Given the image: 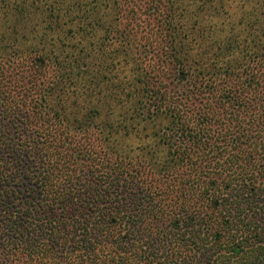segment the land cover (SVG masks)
Returning a JSON list of instances; mask_svg holds the SVG:
<instances>
[{"label":"trees","instance_id":"16d2710c","mask_svg":"<svg viewBox=\"0 0 264 264\" xmlns=\"http://www.w3.org/2000/svg\"><path fill=\"white\" fill-rule=\"evenodd\" d=\"M60 1L156 63L128 48L137 78L111 85L70 55L0 56V264H264V0L217 32L194 18L212 0Z\"/></svg>","mask_w":264,"mask_h":264},{"label":"rangeland","instance_id":"374dc122","mask_svg":"<svg viewBox=\"0 0 264 264\" xmlns=\"http://www.w3.org/2000/svg\"><path fill=\"white\" fill-rule=\"evenodd\" d=\"M217 1L212 0L201 13H197L194 17L200 20L201 26L206 29L210 28L212 32H217L220 28L228 30L235 23L234 12L238 10L240 4L239 0H222L220 4ZM247 1V6H249L251 0ZM189 2L192 1L189 0ZM189 2H187V9L190 11H193L192 8L196 9L195 5ZM212 8L218 9L212 10ZM246 8L249 9L250 7ZM58 12L59 14L64 13V5L60 0H0V56L3 57V61L15 49L22 52L23 58L28 56L31 51L36 50L37 54L49 55L53 62H56L55 57L57 56L61 58L70 55L68 59L64 58L66 64L77 60L91 72L89 79H94V73H98V68L104 65L106 68L100 74L109 79L111 85L112 83L113 85L117 84L125 75L131 80L137 78L136 73L134 76L130 73L124 74L123 69L118 64L119 61H123L122 58L128 48L132 50L128 53L129 55L137 58V60H142L143 65L141 67L148 64L149 67H146L150 71L155 65V60L150 61L149 57L142 59L140 55H136L134 46L130 47L123 42L119 35L124 30L123 25L113 24L107 28V32L101 30L92 38L87 37V35L84 36L86 38H83V32L77 30V19L71 22L74 17L70 13L68 15L70 17L64 16L60 21H57ZM156 19L159 17H150L148 21L154 26ZM130 38V42L133 43L132 37ZM53 62L50 63L49 67L50 76L56 74L58 69L56 63ZM166 63H170L168 59H166ZM167 65L165 68H171ZM133 66V63L129 62V67L132 68ZM4 67L7 69L6 65ZM8 70L12 71V76L14 74L19 75L14 76L15 78L22 76L26 79L31 73L30 69L24 66L21 68L15 64H12ZM163 76H166L163 81L168 82L166 73H163ZM25 79L21 82L12 80L11 85L15 92L17 86L26 84ZM98 122L99 120L96 119L94 124H98ZM132 140L134 138L126 139L124 143L134 145L137 141ZM106 147L108 144L103 143L102 148L106 150Z\"/></svg>","mask_w":264,"mask_h":264}]
</instances>
